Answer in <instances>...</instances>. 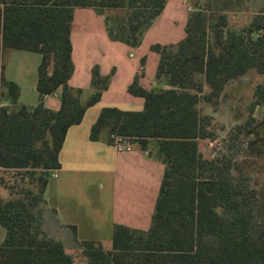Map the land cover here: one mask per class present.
<instances>
[{
  "label": "trees",
  "instance_id": "obj_1",
  "mask_svg": "<svg viewBox=\"0 0 264 264\" xmlns=\"http://www.w3.org/2000/svg\"><path fill=\"white\" fill-rule=\"evenodd\" d=\"M166 0H0V167L22 169V196L0 203V264H74L63 243L41 229L44 192L68 127L81 122L86 108L107 89L111 74L91 69L90 89L75 88L70 39L73 9L102 10L108 37L132 47L160 15ZM264 0L249 24L232 27L220 10L208 15L193 9L184 37L152 44L159 56L156 77L169 88L144 89L135 75L127 91L144 100L140 111L102 107L90 127L91 140L113 143V136L146 148L164 171L147 230L114 224L110 249L100 242H80L86 264H264V218H259L257 186L237 177L234 156L205 158L198 142L213 139V117L201 106L216 108L233 80L255 72L248 117L236 126L234 139L254 124L256 105L264 104ZM37 52L38 103H18L19 87L3 76L5 51ZM60 88L57 110L44 97ZM37 184L34 192L28 184ZM25 186V187H24ZM36 212H33V209ZM74 230V227H73Z\"/></svg>",
  "mask_w": 264,
  "mask_h": 264
},
{
  "label": "crops",
  "instance_id": "obj_2",
  "mask_svg": "<svg viewBox=\"0 0 264 264\" xmlns=\"http://www.w3.org/2000/svg\"><path fill=\"white\" fill-rule=\"evenodd\" d=\"M191 10L186 0H166L140 44L132 47L108 37L105 11L92 7L73 9L70 33L73 72L69 85L89 90L93 66H97L103 76L111 74L100 99L86 108L80 123L68 127L58 154L60 167L52 171L44 192L45 203L39 219L41 229L63 243L65 251L73 256L74 264L82 241L100 242L104 249H110L114 224L139 230L149 228L164 171V165L154 154V140H149L146 148L133 143L131 151L120 152L112 144L91 140L90 127L102 107L142 110L143 98L127 91L135 75H139V85L144 89L169 88L164 77H156L159 56L150 46L181 40ZM40 60L39 53L25 50L5 51L2 55L3 76L18 85L19 104L34 106L38 103L36 82ZM239 78L229 83L220 102L230 93L239 96ZM59 94L60 88L46 95L44 105L57 110ZM6 104L0 100V107ZM263 105H256L252 113L258 125L264 123V117L258 119L255 112ZM206 139L198 142L201 153L200 147ZM203 156L213 158L212 154ZM21 173L22 169L0 167V203L22 196ZM25 183L31 187L27 181ZM4 237L5 228L0 224V242Z\"/></svg>",
  "mask_w": 264,
  "mask_h": 264
},
{
  "label": "rangeland",
  "instance_id": "obj_3",
  "mask_svg": "<svg viewBox=\"0 0 264 264\" xmlns=\"http://www.w3.org/2000/svg\"><path fill=\"white\" fill-rule=\"evenodd\" d=\"M193 9L204 10L208 15L223 10L227 13L232 27H242L250 23L253 16L259 11L262 0H186ZM264 32V29H263ZM13 51V50H12ZM262 77L253 72L241 76L238 80L239 96L228 94L226 99L216 108L203 105L204 114L213 115L215 136L206 139L200 147L203 155L212 154V157L233 155L235 160L234 173L237 177L249 178L257 186L259 203L256 214L264 218V123L242 129L239 138L234 139L236 126L243 124L248 117V107L252 101L253 90ZM1 100V99H0ZM258 119L264 117V105L255 112ZM37 190V184L31 185ZM40 208L43 202L38 205ZM109 244V243H108ZM75 264H86L81 251L76 255Z\"/></svg>",
  "mask_w": 264,
  "mask_h": 264
},
{
  "label": "built area",
  "instance_id": "obj_4",
  "mask_svg": "<svg viewBox=\"0 0 264 264\" xmlns=\"http://www.w3.org/2000/svg\"><path fill=\"white\" fill-rule=\"evenodd\" d=\"M112 145L116 148V150L120 152H129L132 150L131 145L128 143L127 138L123 136H113Z\"/></svg>",
  "mask_w": 264,
  "mask_h": 264
}]
</instances>
